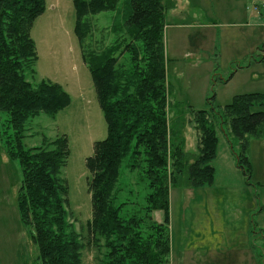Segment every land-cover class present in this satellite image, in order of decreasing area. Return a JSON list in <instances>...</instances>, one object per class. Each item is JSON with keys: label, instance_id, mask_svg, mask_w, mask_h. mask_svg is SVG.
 Listing matches in <instances>:
<instances>
[{"label": "trees", "instance_id": "obj_1", "mask_svg": "<svg viewBox=\"0 0 264 264\" xmlns=\"http://www.w3.org/2000/svg\"><path fill=\"white\" fill-rule=\"evenodd\" d=\"M118 1L73 0L75 33L82 45L93 30L87 15L114 11ZM130 2L125 20L114 25L111 44L100 51L82 49L107 123V136L95 142L94 154L86 160L93 210L87 228L91 241L102 248L96 264H169L170 188L213 184L218 129L249 184L251 139L264 137V92L237 94L222 107L215 106V95L207 98L205 109L177 105L178 118L171 124L164 31L166 14L176 0ZM45 9L46 0H0V112L7 116L0 135L9 156L21 166L17 203L23 221L33 228L39 250L36 264H83L84 245L70 229L69 187L61 177L70 156L69 140L63 135L34 147L24 142L30 118L42 113L54 117L72 99L57 82L34 85L27 79L26 70L34 72L38 59L31 30ZM188 112L200 134L198 154L186 149ZM126 159V167L138 170L149 190L140 207L128 199L117 203ZM157 211L163 213L161 221L155 218ZM249 223L255 235L253 216ZM252 246L257 248L255 236ZM258 258L264 264V249Z\"/></svg>", "mask_w": 264, "mask_h": 264}, {"label": "rangeland", "instance_id": "obj_2", "mask_svg": "<svg viewBox=\"0 0 264 264\" xmlns=\"http://www.w3.org/2000/svg\"><path fill=\"white\" fill-rule=\"evenodd\" d=\"M176 1V7L166 14L164 31L170 123L177 121V105L205 109L209 107L207 98L215 95V106L222 107L231 103L237 94L264 92V0ZM245 4L251 8L252 17L230 15L231 9L241 10V5ZM130 10V0H119L114 11L87 15L93 30L82 45L75 33L73 0H46V9L31 30L38 59L34 72L26 70L27 79L34 85L42 80L57 82L72 99L71 104L54 117L42 113L30 118L24 142L27 147H34L63 135L69 140L70 156L61 177L69 187L70 229L84 245L83 264H96V256L102 249L91 241L87 228L93 210L86 160L94 154L95 142L107 136V123L82 49L100 51L111 44L115 39L114 25L123 22ZM245 19L248 26L240 24ZM241 66L244 68H239ZM220 78L229 81L223 82ZM6 118V114L0 112V129ZM184 135L186 149L198 154L200 134L190 112L186 114ZM218 136L220 157L215 160L213 184L170 188L171 250L173 247L176 257L183 254L181 247L188 232L189 241L192 238L194 242L211 234L212 246L215 240H232L225 226L231 222L225 221L235 218L240 221L244 213L250 211L256 234H252L249 223L252 256L248 252L242 264H261L258 252L264 249V137L251 139L247 155L252 175L248 184L220 129ZM231 138L239 152L238 142ZM126 163L127 159L121 167L117 203L128 199L134 206H143L149 190L146 183L140 181L138 170H129ZM21 181L19 161L9 156L0 135V264L37 263L39 250L32 237L33 228L23 221L17 203ZM195 192L201 193V199ZM233 195L236 197L232 199ZM193 227H198L195 232ZM254 236L256 249L252 246ZM237 237H240L238 233ZM240 249L241 246L234 250ZM237 258L240 261L239 255Z\"/></svg>", "mask_w": 264, "mask_h": 264}, {"label": "crops", "instance_id": "obj_3", "mask_svg": "<svg viewBox=\"0 0 264 264\" xmlns=\"http://www.w3.org/2000/svg\"><path fill=\"white\" fill-rule=\"evenodd\" d=\"M176 4H177V1H176ZM241 7H242L241 10H238L237 8L231 9L230 15L241 16L243 18H246L249 15L252 17L251 8H248L247 4H245V6L241 5ZM246 21L247 19L242 20L240 24L242 26H248L249 23ZM239 68H244V67L241 66ZM219 157L220 155H219V149H218L215 160H218ZM214 167L216 170L217 165L215 161H214ZM241 182H243V180H241ZM229 192H231V190L226 191L227 198H229ZM196 194L199 196V199H201L202 197L201 193L198 192ZM235 197L236 196L233 195L232 199ZM250 217H251V212L246 211L240 221L237 220L236 218L233 221L226 220L225 222H231L229 224H225V226L231 232L232 240L226 239V240H220V242H217L215 240L213 246H212V239H210L211 234H205L204 238L203 237L196 238V241L194 242L192 241L191 237H190L191 241H189V232H188V237L185 238V241L181 247L183 254L181 256L176 257L174 253V249L172 247L171 261L169 264H242L244 260L245 261L247 260L246 256L248 255V252L250 251L252 252L251 246H249L250 244V232H249ZM155 218L156 220L161 221L163 219V213L161 211H157L155 214ZM195 228H198V227H195ZM195 228L193 227L192 229L194 232L196 231ZM237 233L240 235L239 238L237 237ZM239 245L241 246L240 251L234 250L240 247ZM249 248H250V251H249ZM251 252L249 254L252 256ZM227 255L228 257H226ZM231 255L232 257H229ZM237 255H239L240 261H238ZM241 255H244V257L242 258Z\"/></svg>", "mask_w": 264, "mask_h": 264}, {"label": "built area", "instance_id": "obj_4", "mask_svg": "<svg viewBox=\"0 0 264 264\" xmlns=\"http://www.w3.org/2000/svg\"><path fill=\"white\" fill-rule=\"evenodd\" d=\"M263 7H264V5H263Z\"/></svg>", "mask_w": 264, "mask_h": 264}]
</instances>
